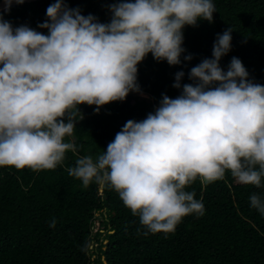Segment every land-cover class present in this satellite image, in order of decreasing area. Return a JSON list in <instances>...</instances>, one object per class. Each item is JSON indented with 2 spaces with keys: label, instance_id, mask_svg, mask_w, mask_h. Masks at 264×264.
Masks as SVG:
<instances>
[{
  "label": "clouds",
  "instance_id": "1",
  "mask_svg": "<svg viewBox=\"0 0 264 264\" xmlns=\"http://www.w3.org/2000/svg\"><path fill=\"white\" fill-rule=\"evenodd\" d=\"M3 0L5 11L12 3ZM101 23L65 0L46 9L38 27H13L0 13V168L55 170L76 146L72 137L84 119L80 106L100 108L143 95L138 65L151 54L169 66L181 64L185 27L211 23L213 0H114ZM232 29L218 34L212 58L175 74L176 98L162 95L141 121L128 120L93 159L81 156L69 175L84 187L95 182L115 190L152 234L173 233L189 215L204 214L197 179L212 183L230 172L237 183L262 186L264 179V85L249 79L239 58L227 71L220 60L231 50ZM192 55L184 56L191 61ZM250 204L264 214V199ZM54 221L51 226H54Z\"/></svg>",
  "mask_w": 264,
  "mask_h": 264
},
{
  "label": "trees",
  "instance_id": "2",
  "mask_svg": "<svg viewBox=\"0 0 264 264\" xmlns=\"http://www.w3.org/2000/svg\"><path fill=\"white\" fill-rule=\"evenodd\" d=\"M54 2L18 4L1 13L14 28L27 25L47 35L38 25L47 20L46 9ZM113 2L65 0L69 8L101 23L110 22ZM213 3L211 23L200 20L184 28L180 65L157 62L151 54L138 65L137 82L149 99L130 93L99 114L95 106H80L84 119L67 138L76 150L67 152L55 170L0 168V264H264V214L249 200L253 193L264 199V179L260 188L237 183L230 172L212 183L197 179L186 191L195 192L204 214L185 217L165 235L148 232L112 188L95 182L84 187L68 171L81 156L95 159L106 151L128 120L153 113L162 95L179 96L175 74L184 72L182 86L192 83L191 68L212 58L217 35L229 28L231 50L221 58V68L227 71L232 58H239L249 79L264 85V0ZM187 55L191 61L184 59Z\"/></svg>",
  "mask_w": 264,
  "mask_h": 264
},
{
  "label": "water",
  "instance_id": "3",
  "mask_svg": "<svg viewBox=\"0 0 264 264\" xmlns=\"http://www.w3.org/2000/svg\"><path fill=\"white\" fill-rule=\"evenodd\" d=\"M37 1H41V0H24V3H34V2H37ZM18 4H16L15 2L12 3L11 7H14V6H17ZM5 5L3 3V0L0 1V13L1 12H8V11H5Z\"/></svg>",
  "mask_w": 264,
  "mask_h": 264
},
{
  "label": "rangeland",
  "instance_id": "4",
  "mask_svg": "<svg viewBox=\"0 0 264 264\" xmlns=\"http://www.w3.org/2000/svg\"><path fill=\"white\" fill-rule=\"evenodd\" d=\"M136 95H138V96H140L142 98H146V99H149L150 98L148 95H145V94L141 95V94H137L136 93ZM99 226H100L99 222H96V229H98Z\"/></svg>",
  "mask_w": 264,
  "mask_h": 264
}]
</instances>
